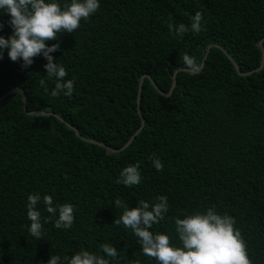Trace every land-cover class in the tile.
<instances>
[{
    "label": "trees",
    "instance_id": "16d2710c",
    "mask_svg": "<svg viewBox=\"0 0 264 264\" xmlns=\"http://www.w3.org/2000/svg\"><path fill=\"white\" fill-rule=\"evenodd\" d=\"M196 12L201 31L174 34L170 25H190ZM10 19L0 12L6 38ZM57 39L48 43L60 44L53 55L75 80L72 96L51 94L43 56L27 69L7 52L0 60V99L22 90L0 101V264H47L83 248L105 255V243L118 250L111 264H157L130 228L115 224L124 211L115 201L135 208L161 195L170 210L151 231L180 246L175 219L215 206L235 218L252 264H264V0H101ZM185 54L196 67L185 65ZM145 76L166 95L176 86L164 96L145 78L140 114ZM136 163L142 182L118 183ZM35 192L73 204L72 227L57 229L41 203L43 235L33 237L27 203Z\"/></svg>",
    "mask_w": 264,
    "mask_h": 264
},
{
    "label": "clouds",
    "instance_id": "9594fccd",
    "mask_svg": "<svg viewBox=\"0 0 264 264\" xmlns=\"http://www.w3.org/2000/svg\"><path fill=\"white\" fill-rule=\"evenodd\" d=\"M101 6V0H0V12L8 14L13 32L6 38L0 35V60L5 52L12 61H21L27 69L34 64L36 57L43 56L47 75L55 79L53 96H72L75 80L68 75L65 67L57 63L53 55L60 49V44L49 45L48 41L57 39L58 33H73L80 27L82 20L90 19ZM204 22L203 13L196 12L190 25L180 23L170 25L174 34L183 37L189 31L198 33ZM4 25L0 23V31ZM185 65L191 69L196 67L194 58L185 54ZM156 170L163 169V162L155 154L149 157ZM139 163L129 164L121 173L118 183L127 187L142 182ZM43 203L46 211L55 218L57 229H70L75 221V206L71 203L54 204L51 194L31 193L28 196L27 216L31 221L29 231L33 237L40 239L43 235L41 210L38 205ZM115 207L123 208V214L115 224L122 223L130 228L137 237L142 252L154 257L157 264H252L247 244L235 218L217 211L215 206L205 211L187 214L184 218L175 219V230L180 246L170 242L165 233L151 231L154 224H159L170 210L169 198L161 195L156 203L138 201L133 208L121 199L115 201ZM105 255H99L86 248L74 255H52L47 264H111L109 258H117L118 250L111 244L101 245Z\"/></svg>",
    "mask_w": 264,
    "mask_h": 264
},
{
    "label": "water",
    "instance_id": "95a60500",
    "mask_svg": "<svg viewBox=\"0 0 264 264\" xmlns=\"http://www.w3.org/2000/svg\"><path fill=\"white\" fill-rule=\"evenodd\" d=\"M213 46H211L210 48H209V50H208V53H207V55H206V57H205V59H204V61H203V64H202V66H201V69H203L204 68V66H205V64H206V60H207V58H208V55H209V52H210V50H211V48H212ZM260 47L262 48V51H263V54H264V47H263V42H261L260 43ZM264 57V56H263ZM231 60L233 61V59L231 58ZM233 63H234V65H235V68H236V70H237V72H238V74H240V75H242V73H241V71H240V69H239V65H237L234 61H233ZM264 66V58H263V63H262V67ZM261 67V68H262ZM245 75V74H244ZM145 78H149V79H151V81H152V83H153V85L155 86V88L159 91V93H161L162 95H164V96H169V95H171V93L173 92V90H174V88H175V86H176V80H175V83H174V86H173V88H172V91H171V93L169 94V95H166L159 87H158V85L155 83V81L150 77V76H145V77H143L142 78V80H141V84H140V89H139V99H138V111H139V113L141 114V107H140V101H141V95H142V89H143V84H144V79ZM18 90H21V88H19V87H17V88H14L11 92H9V93H7L2 99H0V101H2V100H4L7 96H9L11 93H14V92H16V91H18ZM22 91V90H21ZM24 106H25V110L27 109V96L25 95V97H24ZM28 114H30V115H38V114H42V115H51V114H48V113H45V112H30V113H28ZM53 115H55L58 119H60L62 122H65L59 115H57V114H53ZM142 121H143V125H142V128H141V130L144 128V125H145V120H144V118H142ZM66 123V122H65ZM68 126L71 128V129H73L76 133H77V135L79 136V137H81L80 136V134H79V132H78V130L76 129V128H74L73 126H71V125H69L68 124ZM141 130L137 133V134H139L140 132H141ZM135 137L136 136H134L130 141H129V143L127 144V145H125L121 150L123 151V150H125L126 148H128L131 144H132V142L135 140ZM85 141H87V142H90V143H93V144H99L98 142H96V141H94V140H89V139H85V138H83ZM100 145H102V144H100ZM108 149H110V148H108ZM120 150V151H121ZM110 151L112 152V153H114V152H117V151H114V150H112V149H110Z\"/></svg>",
    "mask_w": 264,
    "mask_h": 264
}]
</instances>
